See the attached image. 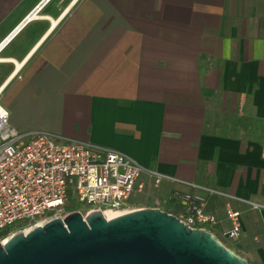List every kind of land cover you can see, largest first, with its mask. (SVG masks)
Returning a JSON list of instances; mask_svg holds the SVG:
<instances>
[{
    "label": "crops",
    "instance_id": "crops-1",
    "mask_svg": "<svg viewBox=\"0 0 264 264\" xmlns=\"http://www.w3.org/2000/svg\"><path fill=\"white\" fill-rule=\"evenodd\" d=\"M41 2L0 0V44ZM0 89L20 131L233 194L242 232L228 240L264 264V0H50L0 50ZM140 179L133 208L173 210L171 192L190 189Z\"/></svg>",
    "mask_w": 264,
    "mask_h": 264
},
{
    "label": "built area",
    "instance_id": "built-area-1",
    "mask_svg": "<svg viewBox=\"0 0 264 264\" xmlns=\"http://www.w3.org/2000/svg\"><path fill=\"white\" fill-rule=\"evenodd\" d=\"M49 1L42 0L20 26ZM20 26L0 44V50ZM144 173L155 185L169 180L190 188L173 190L168 197V201L184 203V212L177 217L186 225L208 229L223 240L240 238L242 214L231 204L236 199L233 194L145 170L114 149L46 131H20L12 125L10 112L0 102V231L21 222L13 231L27 232L51 218H65L70 196L85 209L86 213L80 211L84 217L93 212H129L136 209L131 205L133 196L145 191L146 185L140 179ZM212 196L226 200L223 218L207 211ZM13 231L0 237V242L4 243Z\"/></svg>",
    "mask_w": 264,
    "mask_h": 264
},
{
    "label": "water",
    "instance_id": "water-1",
    "mask_svg": "<svg viewBox=\"0 0 264 264\" xmlns=\"http://www.w3.org/2000/svg\"><path fill=\"white\" fill-rule=\"evenodd\" d=\"M0 264H249L208 229L158 207L108 219L80 211L0 242Z\"/></svg>",
    "mask_w": 264,
    "mask_h": 264
},
{
    "label": "trees",
    "instance_id": "trees-1",
    "mask_svg": "<svg viewBox=\"0 0 264 264\" xmlns=\"http://www.w3.org/2000/svg\"><path fill=\"white\" fill-rule=\"evenodd\" d=\"M172 202H174V204L176 205L175 206V209H173V210H165L166 212H168V213H171V214H173V215H176V216H179V213H180V211H181V208H179V202H177V201H172ZM80 208V206L77 204V202L76 201H71L70 200V204H68L67 205V207H66V211L68 212V213H71V212H74V211H78V210H80L79 209ZM178 208V209H177ZM180 209V210H179ZM21 222H16V223H14V224H12V225H10V226H8V227H6V228H4V229H2L1 231H0V237H4V236H6V235H8L10 232H12L19 224H20Z\"/></svg>",
    "mask_w": 264,
    "mask_h": 264
},
{
    "label": "rangeland",
    "instance_id": "rangeland-1",
    "mask_svg": "<svg viewBox=\"0 0 264 264\" xmlns=\"http://www.w3.org/2000/svg\"><path fill=\"white\" fill-rule=\"evenodd\" d=\"M7 96H8V94H5V95L2 96V98H3V97H7ZM70 200L73 201V198H72L71 196H70ZM140 200H141V199H140ZM79 209H80V210H78V211H81V212H83V213H86L85 209H83V208H81V207H80ZM13 232H16V230L13 231ZM223 241L226 243V245H227L229 248L233 249V248H232L233 246L230 244V242H229L228 239H224Z\"/></svg>",
    "mask_w": 264,
    "mask_h": 264
},
{
    "label": "bare ground",
    "instance_id": "bare-ground-1",
    "mask_svg": "<svg viewBox=\"0 0 264 264\" xmlns=\"http://www.w3.org/2000/svg\"><path fill=\"white\" fill-rule=\"evenodd\" d=\"M0 92H1V89H0ZM104 214H105V216H106L108 219L113 218V217H115V216L118 215V214L113 213V212H106V213H104Z\"/></svg>",
    "mask_w": 264,
    "mask_h": 264
}]
</instances>
